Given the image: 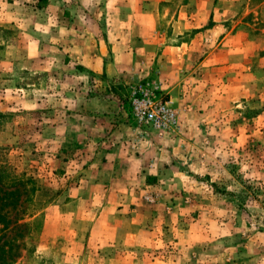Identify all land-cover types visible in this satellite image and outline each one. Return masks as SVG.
Masks as SVG:
<instances>
[{"label":"rangeland","instance_id":"1","mask_svg":"<svg viewBox=\"0 0 264 264\" xmlns=\"http://www.w3.org/2000/svg\"><path fill=\"white\" fill-rule=\"evenodd\" d=\"M0 2L9 6L0 13V172L8 179L27 181L25 188L30 194V202L4 212L14 219L16 211L26 208L32 215L20 222L27 226L19 230L11 223L2 231L0 224V237L5 234L0 246L8 237L15 243L12 256L7 253L8 246L3 248L5 254L0 252V264H5V260H11L8 264H74V257L81 252L80 264H156L157 259L166 261L177 255L169 244L174 236L172 228L186 236L190 227L198 229L216 219L213 208L227 212L224 222L233 231V238L225 240L220 250L225 252L223 264H259L264 257V243L256 233L245 236L238 234L237 229L246 231L241 228L242 222L251 227L255 213L248 212V208L254 209L257 202L264 208V179L246 180L240 172L241 165L248 163L250 172L264 176V0L161 1L159 30L167 34L166 39L159 40L153 54L134 56L133 66L112 79L104 72L88 73L54 38L58 28L71 26L61 23L59 15L76 16L71 10L85 8L82 0ZM90 6L94 8L92 14H98L92 6L99 4L92 0L87 8ZM226 9L235 16L224 23L216 10L222 13ZM104 11L113 14L110 9ZM182 13L187 14L191 27L183 33L180 25L179 33L172 36V24ZM13 14L15 19L10 20ZM50 19L54 26L46 35L36 31L37 24L48 26ZM221 24L228 32L217 37L214 32ZM33 41L38 44L30 59L28 48ZM182 44L188 47L181 48ZM233 50L241 52L233 54ZM81 76L87 77L86 82L79 79ZM162 87L167 91H161ZM6 88H23L29 95L23 97L14 92L15 99L6 101ZM33 88L43 89L53 100L39 96L35 98L37 111H12L23 102L34 100ZM217 89L223 91L218 93ZM142 91L155 93L163 101L169 97L176 100L171 104L175 110L171 125L156 129L133 115L132 99L140 98ZM235 96L241 97L242 111L235 109ZM65 99L70 104H64ZM209 101L215 103L205 110ZM98 111H112L126 120L124 154L116 160L122 159L123 164L116 169V178H110L113 169L93 167L103 162L96 156V148L104 138L101 130H87L85 118ZM117 122L118 118L113 117L111 124L118 126ZM78 123L83 124V130ZM225 127L230 129L229 136L240 137L241 147L232 149L229 144L227 150L235 151V156L213 159L214 151L205 153L204 149L218 147L221 135L210 133L212 129L222 133ZM141 136L151 140L153 146L141 150ZM181 138L186 144L180 152L191 155L189 164L204 166L203 180L211 182L213 192L161 193L158 181L184 170L174 157V166L161 163L164 142L172 139L175 147ZM193 143L200 150L189 153L187 144ZM166 151L171 156L172 149ZM137 159L142 171L133 180ZM154 162L160 165L159 176H148ZM100 173L104 177H99ZM133 185H138L135 197L125 196L122 189L131 192ZM229 187L232 191H227ZM20 196V200L25 199V194ZM97 200L102 208H93ZM256 219L260 220L259 215ZM161 226L162 235L157 231ZM258 231L264 233V227ZM157 239H163L167 247L157 248ZM145 242L153 246L147 247ZM40 246L43 250L38 252ZM69 251L71 255H66ZM201 253L219 254L212 251L211 245H197L189 252L191 264H196Z\"/></svg>","mask_w":264,"mask_h":264},{"label":"crops","instance_id":"2","mask_svg":"<svg viewBox=\"0 0 264 264\" xmlns=\"http://www.w3.org/2000/svg\"><path fill=\"white\" fill-rule=\"evenodd\" d=\"M161 1L167 2L168 0H119V3L110 9L112 15L104 14L106 0H101L100 8L92 6L98 9V14H92L94 8L91 6L74 8L71 12L72 14L77 13L76 16L74 14L72 17L59 15L61 23H70L71 26L63 28L64 35H61V28H58L54 38L62 42L60 46L63 51L69 52L88 73L101 74L104 72L107 78L112 79L127 70L128 66H133L134 56L153 54V47L155 48L159 40L166 39L167 34L159 30L158 8ZM185 7L183 5L182 9ZM80 17L84 19L81 20ZM173 24L172 27L175 30L172 31V36L179 33L177 29L180 25L183 27V33L191 27V21L188 18L179 17ZM97 102L101 106L104 105V102ZM113 117L118 118V126L111 124ZM85 120L87 130H101L102 138H104L96 148V156L100 157L103 162L100 161L95 166L113 169L110 178L118 177L119 173L115 174V171L121 168L123 161L120 158L116 160L117 156L124 154V141L127 134L126 120H122L112 111L88 113ZM77 125L80 129L83 128L82 123ZM89 174L87 173V176ZM99 177H104V173H100ZM92 182H96V179Z\"/></svg>","mask_w":264,"mask_h":264},{"label":"clouds","instance_id":"3","mask_svg":"<svg viewBox=\"0 0 264 264\" xmlns=\"http://www.w3.org/2000/svg\"><path fill=\"white\" fill-rule=\"evenodd\" d=\"M84 3L85 7L89 3H91V0H82ZM101 0H96V3L99 4ZM119 3V0H106L105 3V9H111L115 4ZM9 6L3 4L0 2V13L4 12ZM102 15V14H101ZM216 15L221 16L224 18V23H226L231 17L235 16L234 12H231L230 9H226L222 13L216 10ZM187 14L182 13L181 14V19H186ZM163 18H167V11L164 14ZM9 19H15V15H10ZM81 20H83V17H80ZM179 23V21L177 22ZM54 26L51 23V19L49 20L48 26H41L39 24L36 25V31L42 32L43 34H47L49 31V28ZM20 27L23 28L24 25L21 23ZM211 31V29H209ZM61 35L65 34V30L63 28L60 29ZM228 32V29L221 24L218 28V31L216 30L214 32V35L219 37L220 35H223ZM182 35V33H181ZM56 41H53L55 43ZM38 44V41H33L32 44L29 45L28 48V55L29 58L34 57V53L36 52L37 48L36 45ZM187 44H182L181 48H187ZM241 51L240 50H233V54H239ZM208 66V65H205ZM80 80L85 81L87 80V77L81 76L79 77ZM161 91H167L166 88H161ZM223 89H217V92H222ZM5 96L4 99L6 101H12L15 99L13 93H19L23 97H27L29 93L23 89H12V88H6L4 90ZM32 95L34 97V100L32 102H23L21 107L19 109L13 108L11 109L12 111H25V112H34L39 109V104L35 102V98L39 96H46L47 100L51 102L53 100V96L49 95L47 92H45L43 89H36L33 88ZM58 95V94H56ZM223 97L217 96V99H222ZM243 99H247V97H243ZM241 97L240 96H235L232 99V102L235 104V109L243 110L244 105L243 103L240 102ZM176 100H174L172 97H169L168 100L163 101V106L165 108H168L170 111H175L174 109L171 108V104L175 103ZM64 104H70V101L65 99L63 101ZM215 102L214 101H209L207 104L204 105V109L207 110L208 107L212 106ZM191 111V109H189ZM153 114L154 115H159L158 109L153 108ZM187 114H185L186 116ZM161 121L163 122L164 117H160ZM227 120V114L225 116V122ZM205 123H217L215 120H205ZM167 131V129H165ZM171 131L176 132L175 128H172ZM230 129L228 127H225L223 129L222 133H216L215 129H212V132L210 134L214 135H221V140L217 141L218 147H216L214 150L211 148H205L204 151L205 153H212L214 151V155L211 158H215L216 156H223L227 157L228 155H236L235 151H229L227 150L229 148V144L232 145V149H237L241 147L240 143V137L237 135L235 137H231L228 135ZM199 134V133H198ZM177 136H179V133L177 132ZM227 141V143H225ZM175 141L172 139H169L164 142V148L162 151L164 154L159 158L161 163L163 164H168L170 166L172 165V158L174 157L175 159L179 160L181 162V168L184 170H177L172 173L171 177L168 179H160L158 181L159 185L162 187L160 188L161 193L164 192H187V193H195L197 195H200L202 192H213L214 189L211 188V182H204L203 180V174L205 172V168L202 165L201 167L197 168L194 164H189L188 161L192 158L191 155L189 154H182L180 152V147L182 145L186 144V141H184L182 138L179 139V142L175 144V147H173V143ZM207 143V141H205ZM135 146V145H134ZM152 141L141 136V139L139 141V147L141 150L145 148H151ZM171 148V156L169 153L166 151V149ZM187 149L188 152L191 153L192 151H199L200 149L197 148L196 144H187ZM47 160L48 157H45ZM50 162V161H49ZM141 161L140 160H135V164L137 165V168L134 169V174H133V180H135L136 176L140 174L142 169H139ZM159 164L157 163H152L149 170H148V176H159ZM95 167V165H93ZM240 172L244 174V179H264V176H262L260 173L256 171H249V164L248 163H243L240 167ZM227 174V173H226ZM195 177H200V180L195 179ZM231 178V176L229 177ZM146 179V178H145ZM138 185H133L131 192H129L128 188L122 189V192L124 193L125 196L131 195L133 198L135 197V188ZM227 191H232L231 187L227 189ZM141 195H144V192H141ZM135 202V199H133V203ZM102 208L103 205L97 200L94 201L93 203V208ZM247 207V206H246ZM248 212H254L255 214L252 216L253 223L251 227L249 228L247 224L243 223L241 224V228L246 229L244 232H240L239 229H237V233L241 235H247L248 232H253L256 233V236L258 239L261 240L262 243H264V233H261L258 231L259 227H264V208L260 206V203L257 202L255 205L254 209L253 208H248ZM213 213H215L216 219L208 220L206 222V226H202L198 229H193L189 228L187 230L186 236H182L180 234V231L176 228H172V232L174 233L173 240L169 241V244L171 245L172 249L174 252H177V255L175 257L169 256L166 261H162L160 259H157L156 264H191L192 261V256L189 255V252L196 247L197 245H211L212 246V251L219 253L218 255H211L210 253H201L200 257L197 258L196 264H205L207 261V264H223L225 260V252H221L220 250L224 248V241L225 240H231L233 238V231L232 229L228 226V224H225L224 220L227 216V212L224 209L220 208H213L211 210ZM111 212L115 214V208L111 209ZM71 215H75L72 213ZM91 216V213L89 214ZM259 215L260 220L257 221L256 216ZM47 219V217H46ZM94 219V217H92ZM87 221H85L86 223ZM176 221L175 219L173 220V224H175ZM157 231L163 234V228L158 227ZM114 241V237H112ZM125 244H127V239L124 241ZM147 247H152V243L150 242H145ZM105 245L102 243L101 248H103ZM155 246L157 248H165L167 245L165 244V241L163 239H157L155 241ZM43 250V246L38 247L37 251ZM63 251V249H61ZM233 254H235V249L232 250ZM83 253L81 252L80 254L76 255L74 257V264H80V259L79 256L82 255ZM249 254H252L249 252ZM66 255H71V251L66 253ZM130 256L135 255L134 253H129ZM67 264V262H66ZM259 264H264V257H262L259 261Z\"/></svg>","mask_w":264,"mask_h":264},{"label":"trees","instance_id":"4","mask_svg":"<svg viewBox=\"0 0 264 264\" xmlns=\"http://www.w3.org/2000/svg\"><path fill=\"white\" fill-rule=\"evenodd\" d=\"M13 181L12 183L5 184L4 182ZM28 182L23 179L17 180V179H8L6 176L3 175V172H0V224L2 225V231H5L9 228L11 223L15 225L17 230L22 229L23 227H26V223H20L25 219L26 216H32L29 213H27V209L23 208V210L19 212H15L14 219H11L9 217V214L4 212L5 210H16L18 207H22L24 203L30 202V194H28V191L25 188V185ZM7 186V187H6ZM24 187V188H23ZM23 191V193L21 192ZM21 194H25V199L20 200ZM13 230V229H12ZM21 236V235H20ZM2 238H5V234L0 237V241ZM14 239L6 238V241L2 242V245L0 246V252L5 254V251H3V248L5 246H8V254L10 256L13 255V249H15L14 246ZM0 253V255H1ZM11 260L6 261L5 264L10 263Z\"/></svg>","mask_w":264,"mask_h":264},{"label":"built area","instance_id":"5","mask_svg":"<svg viewBox=\"0 0 264 264\" xmlns=\"http://www.w3.org/2000/svg\"><path fill=\"white\" fill-rule=\"evenodd\" d=\"M140 98L134 97L132 99L133 115L139 121H145L151 124L156 129H163L171 125L174 121L175 113L163 106V100L155 93L149 91H142ZM157 108L159 115L153 114V108ZM164 117L163 122L160 117Z\"/></svg>","mask_w":264,"mask_h":264}]
</instances>
